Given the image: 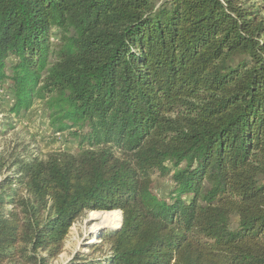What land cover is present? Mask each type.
<instances>
[{
    "label": "trees",
    "instance_id": "16d2710c",
    "mask_svg": "<svg viewBox=\"0 0 264 264\" xmlns=\"http://www.w3.org/2000/svg\"><path fill=\"white\" fill-rule=\"evenodd\" d=\"M5 83L76 149L0 158V264L93 210L109 254L67 264H264V0H0Z\"/></svg>",
    "mask_w": 264,
    "mask_h": 264
},
{
    "label": "rangeland",
    "instance_id": "374dc122",
    "mask_svg": "<svg viewBox=\"0 0 264 264\" xmlns=\"http://www.w3.org/2000/svg\"><path fill=\"white\" fill-rule=\"evenodd\" d=\"M249 1V0H243ZM7 84L0 86V158L9 163L14 155L25 158H46L51 152L59 150L74 151L75 141L65 133H55L51 129L46 111L41 103H34L27 111L19 115L9 112L11 106ZM2 169L0 178L8 171ZM154 191L167 198L172 185L167 177L154 173ZM120 212L119 210H116ZM89 213L83 214L70 227L64 241L62 252L51 264H67L69 260L82 255L84 257L104 258L109 254V245L101 241L102 234L110 229L92 230L93 220ZM121 219V218H120ZM120 225L118 221L117 225Z\"/></svg>",
    "mask_w": 264,
    "mask_h": 264
},
{
    "label": "bare ground",
    "instance_id": "6f19581e",
    "mask_svg": "<svg viewBox=\"0 0 264 264\" xmlns=\"http://www.w3.org/2000/svg\"><path fill=\"white\" fill-rule=\"evenodd\" d=\"M89 218L93 220L92 230L101 228H115L118 221H120L121 214L116 210L99 211L93 210L89 213Z\"/></svg>",
    "mask_w": 264,
    "mask_h": 264
},
{
    "label": "water",
    "instance_id": "95a60500",
    "mask_svg": "<svg viewBox=\"0 0 264 264\" xmlns=\"http://www.w3.org/2000/svg\"><path fill=\"white\" fill-rule=\"evenodd\" d=\"M120 214H121V212H120ZM121 223H122V216H121V219H120V225H121ZM120 225H118V226L115 227V228H107V229L117 230V229H119Z\"/></svg>",
    "mask_w": 264,
    "mask_h": 264
}]
</instances>
